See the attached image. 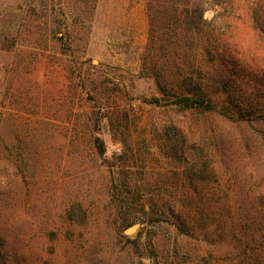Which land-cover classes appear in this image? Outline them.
<instances>
[{
	"label": "rangeland",
	"instance_id": "374dc122",
	"mask_svg": "<svg viewBox=\"0 0 264 264\" xmlns=\"http://www.w3.org/2000/svg\"><path fill=\"white\" fill-rule=\"evenodd\" d=\"M164 1L0 0V264H264V0ZM218 44L179 108L156 78Z\"/></svg>",
	"mask_w": 264,
	"mask_h": 264
},
{
	"label": "trees",
	"instance_id": "16d2710c",
	"mask_svg": "<svg viewBox=\"0 0 264 264\" xmlns=\"http://www.w3.org/2000/svg\"><path fill=\"white\" fill-rule=\"evenodd\" d=\"M212 5L219 6V0L211 1ZM163 5L170 7L174 13L173 20L180 24L186 32L191 34L193 31L199 29V21H207L204 17L208 10L204 0L198 2H191L189 0H170L164 1ZM150 12L151 27L153 29V9L152 1L148 4ZM153 39H150V43ZM204 50L210 55L211 59H206L205 62L187 61L179 66L180 79L178 83L168 82L165 79L156 78L157 85L160 90L167 94L169 91L175 89L176 98L173 103L181 109H197L203 111H217L218 103H216L211 93L213 87L223 83V76L219 72L221 58L224 56V47L222 44L212 45V47L204 46ZM210 63L212 67L206 66L205 63ZM217 68H214V67ZM155 102H159V98H154ZM239 109H243V105H238ZM243 114V112H242ZM264 116V114H263ZM97 146L100 153L105 152V144L97 138Z\"/></svg>",
	"mask_w": 264,
	"mask_h": 264
},
{
	"label": "water",
	"instance_id": "95a60500",
	"mask_svg": "<svg viewBox=\"0 0 264 264\" xmlns=\"http://www.w3.org/2000/svg\"><path fill=\"white\" fill-rule=\"evenodd\" d=\"M137 228H138V225L135 224V225L129 227V228L126 230V232H127L128 234H131V233H133L134 231H136Z\"/></svg>",
	"mask_w": 264,
	"mask_h": 264
},
{
	"label": "clouds",
	"instance_id": "9594fccd",
	"mask_svg": "<svg viewBox=\"0 0 264 264\" xmlns=\"http://www.w3.org/2000/svg\"><path fill=\"white\" fill-rule=\"evenodd\" d=\"M211 16H212L211 12L205 13V18L206 19H211Z\"/></svg>",
	"mask_w": 264,
	"mask_h": 264
}]
</instances>
